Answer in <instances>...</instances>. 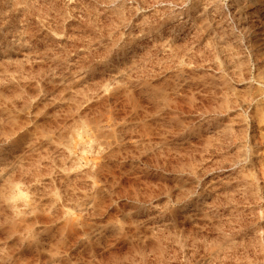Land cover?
<instances>
[{"label":"rangeland","instance_id":"obj_1","mask_svg":"<svg viewBox=\"0 0 264 264\" xmlns=\"http://www.w3.org/2000/svg\"><path fill=\"white\" fill-rule=\"evenodd\" d=\"M0 264H264V0H0Z\"/></svg>","mask_w":264,"mask_h":264}]
</instances>
